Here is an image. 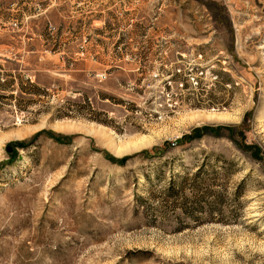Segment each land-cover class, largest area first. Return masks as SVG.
<instances>
[{
  "label": "rangeland",
  "instance_id": "374dc122",
  "mask_svg": "<svg viewBox=\"0 0 264 264\" xmlns=\"http://www.w3.org/2000/svg\"><path fill=\"white\" fill-rule=\"evenodd\" d=\"M0 264H264V0H0Z\"/></svg>",
  "mask_w": 264,
  "mask_h": 264
},
{
  "label": "bare ground",
  "instance_id": "6f19581e",
  "mask_svg": "<svg viewBox=\"0 0 264 264\" xmlns=\"http://www.w3.org/2000/svg\"><path fill=\"white\" fill-rule=\"evenodd\" d=\"M198 118H201V120H205V119H208V120H213L215 122H218V121H225L229 118V116L227 115H224V114H208V115H205V116H198ZM197 119V118H196ZM195 120V118H194ZM196 121V120H195ZM135 145V144H134ZM135 148L134 146H130V145H126V146H116V149H115V152L117 154H123V153H126L127 151L131 150L132 148Z\"/></svg>",
  "mask_w": 264,
  "mask_h": 264
},
{
  "label": "trees",
  "instance_id": "16d2710c",
  "mask_svg": "<svg viewBox=\"0 0 264 264\" xmlns=\"http://www.w3.org/2000/svg\"><path fill=\"white\" fill-rule=\"evenodd\" d=\"M201 169H203V166L199 169V171L195 174V183H196V188L198 187H201V184L203 183H200V177H201ZM174 179V180H173ZM170 183H171V186L170 188L172 189V192L174 194V192L176 191L177 188H180L181 185H183L185 183V179L186 177L183 175V176H180L178 178H173ZM173 181V182H172ZM203 181V180H202ZM177 183V184H176ZM178 193V192H177ZM213 217V215H211ZM211 218V217H210ZM221 221L223 222V220L221 219Z\"/></svg>",
  "mask_w": 264,
  "mask_h": 264
}]
</instances>
